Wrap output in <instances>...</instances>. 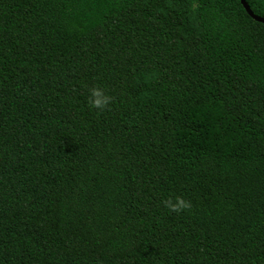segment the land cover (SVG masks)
<instances>
[{"label": "trees", "instance_id": "obj_1", "mask_svg": "<svg viewBox=\"0 0 264 264\" xmlns=\"http://www.w3.org/2000/svg\"><path fill=\"white\" fill-rule=\"evenodd\" d=\"M0 264H264V24L239 0H0Z\"/></svg>", "mask_w": 264, "mask_h": 264}, {"label": "clouds", "instance_id": "obj_2", "mask_svg": "<svg viewBox=\"0 0 264 264\" xmlns=\"http://www.w3.org/2000/svg\"><path fill=\"white\" fill-rule=\"evenodd\" d=\"M113 103V97L107 90L99 85H94L87 90L86 104L90 111L103 113ZM164 209L169 213L181 214L191 208L189 200L183 196H168L161 200Z\"/></svg>", "mask_w": 264, "mask_h": 264}, {"label": "water", "instance_id": "obj_3", "mask_svg": "<svg viewBox=\"0 0 264 264\" xmlns=\"http://www.w3.org/2000/svg\"><path fill=\"white\" fill-rule=\"evenodd\" d=\"M240 1V4L241 6L243 7L244 11L246 12V14L255 22L257 23H260V24H264V19L263 18H260V17H257L255 16L251 11L250 9L248 8L245 0H239Z\"/></svg>", "mask_w": 264, "mask_h": 264}]
</instances>
